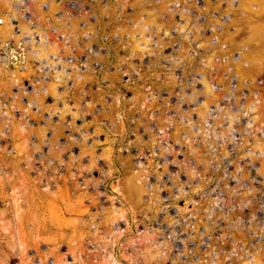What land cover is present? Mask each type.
<instances>
[{
  "label": "rangeland",
  "instance_id": "374dc122",
  "mask_svg": "<svg viewBox=\"0 0 264 264\" xmlns=\"http://www.w3.org/2000/svg\"><path fill=\"white\" fill-rule=\"evenodd\" d=\"M36 1L25 26L68 58L0 66V264H264V0L243 1L226 40L246 46L225 54L200 1L190 45L194 19L179 30L156 12L145 52L137 7ZM238 51L250 64L224 65Z\"/></svg>",
  "mask_w": 264,
  "mask_h": 264
},
{
  "label": "built area",
  "instance_id": "2783aa9c",
  "mask_svg": "<svg viewBox=\"0 0 264 264\" xmlns=\"http://www.w3.org/2000/svg\"><path fill=\"white\" fill-rule=\"evenodd\" d=\"M47 1H51V0H47ZM47 1H46V4H47ZM141 1H142L141 5H142L143 10L140 12H135V13H138L139 18L145 17L146 14H149V13L151 17H154L155 13L159 12L158 17L164 18L162 19V21H164L163 24L165 25L170 24L169 26H171V24L173 23L171 19L175 18L173 20H175L176 24L172 25V27L179 29V30L183 28V26L182 27H178V26L184 25L187 22V20L194 19V24L191 25L187 31H184L183 29V32H182V33H185V32L188 33V37L186 36L183 37L185 40H187L186 41L187 46L190 45L189 40L196 39L197 35L199 34L198 33L199 27L201 26V23H202L201 22L202 20H200V16H203L202 14H200L202 10L200 9V7L194 6V3H193L197 1H200L201 3H203V11L207 10L209 7H211V9L213 10L212 17H210L209 19L210 20L209 25L212 26L211 30H213L211 35H215L214 38L216 39V41L214 43H218L220 45L224 44V47L223 48L219 47L218 50L221 51L223 49L222 51L225 54V52L229 51L227 50V47H226L227 45H231L233 47L230 50H234L236 48L237 50H240V48L242 47L244 48V46H246V44L243 43V41L239 43V40L243 39L244 36H241L240 38L235 37L236 39H239L237 40L238 44L236 45L234 42L228 43L226 41H223L224 37L226 38V36L224 35L232 36L236 32L235 25H234L235 23L232 22V18H233V13L237 9L238 0H224L225 7H224V12H222V14H219V10L217 8L219 4H212L211 3L212 0H190L192 1L191 5L195 7L196 11H193L190 6L183 5V2L187 0H141ZM215 1L220 2L221 0H215ZM35 2L37 1L36 0H0V26L5 22L9 26L5 35H0V66L3 68H7L11 72L23 71L24 69H28V68L33 69L32 59L35 58L39 62L38 68L41 71H43V73H47L49 72V70H51L49 68L50 66L51 67L59 66L58 64L60 63L56 64L57 63L56 61L58 59L63 58V60L66 61L68 58L66 57L67 55L65 56L57 55L56 56L55 54H50L46 56L43 53L38 52L36 50L35 47L39 43L43 45L44 49L47 47V44L45 41V39H47L45 37L47 33L37 31L34 25L31 26L29 24L28 26H25L28 22H31L30 20L31 7H34ZM117 2L121 3V6H124V8L129 6L130 9H132L133 7L131 5V0H123L122 2L118 0ZM3 4L8 5L10 9L9 10L4 9ZM67 4L76 5V3L74 2H68ZM125 4H129V5L125 6ZM169 4L170 6H168ZM47 7H48V4L45 6V8L47 9ZM167 8L170 9V11ZM151 9L153 11L155 10L154 13L151 11ZM129 15L130 14L126 15V17ZM33 16H34V13H33ZM5 18H8V22L5 20ZM132 18L133 17L131 18L129 17L128 19H132ZM166 21H169V22L166 23ZM159 28L161 27H158V29L157 28L155 29H157L158 31ZM157 31H155V34L157 33ZM59 37L60 38L62 37V43L64 45L62 44V46L60 47L58 46V48L59 50L62 49V51H64V49L66 48L65 45L67 43L66 37L64 36H59ZM203 42H205L206 44L208 43V46H213L210 37H205L203 39ZM183 45L184 43L180 42L179 49H183ZM147 47H149V45H147ZM239 53L240 51H238V54L236 56L233 53H228V58H227L228 61L226 60L224 62V65L232 66V65H229V57H231L232 59H236L238 56H240ZM178 57H180V55H178ZM213 57H218V55H213ZM212 59L213 58L208 57L206 59V62L208 64H211L210 61ZM170 61H172V58ZM242 64L246 65L247 63L243 61ZM58 71H61L62 73H66L67 75L69 74V72H67L66 69L63 70V68L61 67H59ZM84 75L85 74L82 75L79 72H76L75 74H71L70 79L75 77L77 78L76 81H79V80L81 81ZM39 76L41 77V80L44 81L43 83L48 82V81H45L46 79L45 74L40 73ZM39 76H38V80H39ZM244 83L245 82H243V84ZM242 106H243V110L248 109L249 107V105H247L246 102L243 103ZM211 124H213V122ZM224 126L225 127L223 128V130L229 131L231 128L230 122L228 121L226 124H224ZM260 154H261L260 152L258 153V149H254L252 153L251 152L249 153V156L247 159L251 162L256 161L258 160V157ZM241 173L239 172L237 174L234 173V175L240 178L242 177ZM259 219L263 221V215L259 217Z\"/></svg>",
  "mask_w": 264,
  "mask_h": 264
},
{
  "label": "bare ground",
  "instance_id": "6f19581e",
  "mask_svg": "<svg viewBox=\"0 0 264 264\" xmlns=\"http://www.w3.org/2000/svg\"><path fill=\"white\" fill-rule=\"evenodd\" d=\"M243 1L244 0H238V6H237V9H236V11L233 13V18H232V22H236L235 21V19L236 18H240V17H238L237 15H240L241 17H245L246 15H248V13L245 11L246 9L243 7ZM250 2L252 1V0H249ZM141 0H131V5L132 6H135V7H137V10H135V12H140V11H142L143 10V8H142V5H141ZM252 4H256V6H254L253 5V7H250V9L249 10H257V9H260L259 7H262V6H259L256 2H251L250 3V6L252 5ZM3 8L4 9H7V10H9L10 8H9V6L8 5H5V4H3ZM12 10H13V8H12ZM136 18H137V20H134L135 22H134V24L135 25H138L139 23H141L139 26H137L138 27V30H139V34H140V39L139 40H137V41H135L134 42V44L136 43V42H138V43H141V45H142V47H143V49H140V52H145L146 51V48L148 49L149 47H147V45H149V41H148V37L153 33V30L155 29V28H157L156 26L158 25V24H161V23H158L157 25H155L154 23H152L151 21H150V19H151V15H150V13L149 14H146V16L145 17H141L140 19H139V16H136ZM135 18V19H136ZM5 20L8 22V18H5ZM167 22V21H166ZM183 25H181V26H178V27H182ZM8 28H9V26H8V24L5 22V23H3L1 26H0V35L2 34V35H5V33L7 32V30H8ZM131 31H133V29H131ZM154 31H157V29H155ZM224 36H226V35H224ZM223 41H226V42H228L229 43V41L228 40H226V38L224 37V39H223ZM134 44H132V46L134 47ZM36 50L38 51V52H40L41 50H43L44 49V47H43V45H41V43H39L36 47ZM248 48V47H247ZM245 52H243V53H239L240 54V56H238L236 59H232L231 61H229V65H232V68H234V66H233V63H234V65H235V63H238V64H241L242 66H244V64H242V62L244 61V62H246L247 64V66L250 64V62L249 61H247V60H245L244 58H243V54H244ZM228 61V60H227ZM233 72V71H232ZM232 74V73H231ZM235 75V74H234ZM235 78H237L236 77V75H235ZM239 78V77H238ZM247 79H249L250 80V78H247ZM237 80V79H236ZM240 84H242V83H240ZM42 88L44 89V87L42 86ZM255 104L253 105V106H251L250 104H249V107H251V109H253V108H255ZM224 107H222V109H223ZM227 112H229V111H227ZM4 113V112H3ZM214 121V120H213ZM224 131V130H223ZM257 149H258V152L260 151V150H262V146H258L257 147ZM241 176L242 177H245L246 175H245V171H243L242 173H241ZM31 179V178H30ZM264 216V215H263ZM264 220V219H263ZM264 222V221H263ZM264 225V224H263ZM3 227V226H2ZM259 254V252L258 253H253V254H249V258L248 259H252V258H254L255 256H257ZM215 259H217V258H215Z\"/></svg>",
  "mask_w": 264,
  "mask_h": 264
}]
</instances>
